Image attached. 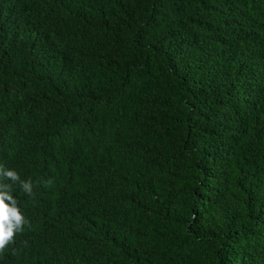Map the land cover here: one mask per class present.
<instances>
[{"label": "trees", "instance_id": "trees-1", "mask_svg": "<svg viewBox=\"0 0 264 264\" xmlns=\"http://www.w3.org/2000/svg\"><path fill=\"white\" fill-rule=\"evenodd\" d=\"M0 165V264H264V0H0Z\"/></svg>", "mask_w": 264, "mask_h": 264}, {"label": "clouds", "instance_id": "clouds-1", "mask_svg": "<svg viewBox=\"0 0 264 264\" xmlns=\"http://www.w3.org/2000/svg\"><path fill=\"white\" fill-rule=\"evenodd\" d=\"M14 185H17L23 194L34 195L31 179H21L15 170L0 165V253L14 242L15 236L22 233L26 225L30 227L19 207L18 199L13 195Z\"/></svg>", "mask_w": 264, "mask_h": 264}]
</instances>
